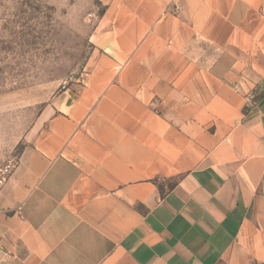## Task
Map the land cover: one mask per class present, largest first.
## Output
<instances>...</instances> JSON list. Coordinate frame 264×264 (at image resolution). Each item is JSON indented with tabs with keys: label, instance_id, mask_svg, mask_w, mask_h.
Returning a JSON list of instances; mask_svg holds the SVG:
<instances>
[{
	"label": "crops",
	"instance_id": "1",
	"mask_svg": "<svg viewBox=\"0 0 264 264\" xmlns=\"http://www.w3.org/2000/svg\"><path fill=\"white\" fill-rule=\"evenodd\" d=\"M101 1L0 190V264H264V0Z\"/></svg>",
	"mask_w": 264,
	"mask_h": 264
},
{
	"label": "rangeland",
	"instance_id": "2",
	"mask_svg": "<svg viewBox=\"0 0 264 264\" xmlns=\"http://www.w3.org/2000/svg\"><path fill=\"white\" fill-rule=\"evenodd\" d=\"M103 11L101 0H0V167L16 160L40 108L85 71Z\"/></svg>",
	"mask_w": 264,
	"mask_h": 264
},
{
	"label": "built area",
	"instance_id": "3",
	"mask_svg": "<svg viewBox=\"0 0 264 264\" xmlns=\"http://www.w3.org/2000/svg\"><path fill=\"white\" fill-rule=\"evenodd\" d=\"M252 101L251 96L245 97L246 104H249ZM16 160L11 158L0 167V190L5 184L8 177L12 174L13 169L15 167Z\"/></svg>",
	"mask_w": 264,
	"mask_h": 264
}]
</instances>
